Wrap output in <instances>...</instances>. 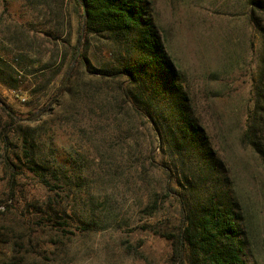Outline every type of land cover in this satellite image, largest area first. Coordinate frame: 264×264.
I'll use <instances>...</instances> for the list:
<instances>
[{
    "label": "rangeland",
    "instance_id": "obj_1",
    "mask_svg": "<svg viewBox=\"0 0 264 264\" xmlns=\"http://www.w3.org/2000/svg\"><path fill=\"white\" fill-rule=\"evenodd\" d=\"M145 1L170 59L187 83L196 113L229 170L233 190L248 211L249 251L243 258L248 264H264V148L259 154L243 138L261 65L264 8L249 0ZM49 2L47 9L35 1L0 0V42L17 31L12 47H31L47 59L56 53L54 36L64 37L70 20L74 31L75 21L68 16L72 0ZM88 39L94 49L103 40ZM76 76L82 88L96 94L95 111L88 110L85 102L84 115L79 113L75 126L61 122L53 146L58 159H66L69 152L78 158L87 186L75 194L55 179L47 187L24 166L15 169L11 182L4 167L7 153L1 151L0 262L177 264L169 242L146 230L173 209V199L165 194V150L146 121L120 96L118 79L89 78L81 70ZM0 95L18 111L27 110L21 89L0 84ZM145 198L156 199L159 215L147 214ZM49 199L75 218L60 212L51 218L44 212ZM82 211L94 220V229L82 231L76 226ZM113 212H118L120 222L112 220ZM166 224L167 229L176 226ZM51 230L55 246L45 244Z\"/></svg>",
    "mask_w": 264,
    "mask_h": 264
},
{
    "label": "trees",
    "instance_id": "obj_2",
    "mask_svg": "<svg viewBox=\"0 0 264 264\" xmlns=\"http://www.w3.org/2000/svg\"><path fill=\"white\" fill-rule=\"evenodd\" d=\"M29 1L46 4L47 9L51 6L49 0ZM249 2L264 8L262 0ZM70 8L74 31L70 20L65 36H54L57 52L48 59L31 47H12L17 31L0 42V84L9 90L21 89L27 97V110L20 112L0 95L16 115L0 105V153H7L4 167L10 181L15 169L24 166L44 186L57 179L80 193L87 186L85 169L70 152L66 159H58L54 135L61 122L75 126L79 113L84 115L85 102L88 110L95 111L96 94L78 84L79 70L89 78L118 79L120 96L146 121L167 159L165 194L173 199V209L159 216L147 233L169 242L177 264H248L243 258L249 251L248 211L196 113L185 79L167 53L151 7L145 0H72ZM89 36L103 39L97 49L91 48ZM43 99L47 105L42 106ZM42 115L46 118L41 120ZM75 135L73 129L71 136ZM243 138L256 152H263L264 43ZM53 204L49 199L44 209L51 218L59 212L75 218L74 213ZM143 204L147 214L159 215L156 199L145 198ZM110 217L120 222L118 212ZM74 222L82 231L96 227L84 211ZM170 222L176 226L167 229ZM48 234L45 244L55 246L52 230Z\"/></svg>",
    "mask_w": 264,
    "mask_h": 264
},
{
    "label": "water",
    "instance_id": "obj_3",
    "mask_svg": "<svg viewBox=\"0 0 264 264\" xmlns=\"http://www.w3.org/2000/svg\"><path fill=\"white\" fill-rule=\"evenodd\" d=\"M83 13H84V15H85V13H86L84 7H83ZM78 54H79V50L76 51V53H75V55H74V57H73V60H72L71 66H70V70H71L72 67L74 66ZM0 105H1L2 107H4V109H5L6 111H8L9 113H11V115L16 116L13 112H11V111L7 108V106H5V105L3 104V102H2L1 100H0Z\"/></svg>",
    "mask_w": 264,
    "mask_h": 264
}]
</instances>
